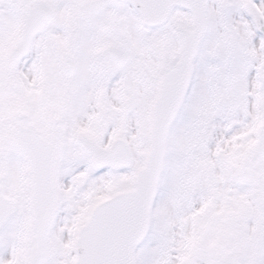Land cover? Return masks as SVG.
Masks as SVG:
<instances>
[{
  "label": "snow or ice",
  "instance_id": "6c2138e0",
  "mask_svg": "<svg viewBox=\"0 0 264 264\" xmlns=\"http://www.w3.org/2000/svg\"><path fill=\"white\" fill-rule=\"evenodd\" d=\"M0 264H264V0H0Z\"/></svg>",
  "mask_w": 264,
  "mask_h": 264
}]
</instances>
